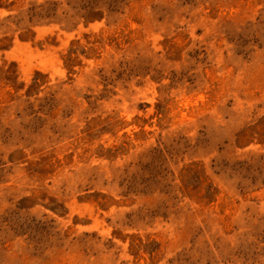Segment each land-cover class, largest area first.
Returning <instances> with one entry per match:
<instances>
[{"label":"rangeland","instance_id":"1","mask_svg":"<svg viewBox=\"0 0 264 264\" xmlns=\"http://www.w3.org/2000/svg\"><path fill=\"white\" fill-rule=\"evenodd\" d=\"M0 264H264V0H0Z\"/></svg>","mask_w":264,"mask_h":264}]
</instances>
